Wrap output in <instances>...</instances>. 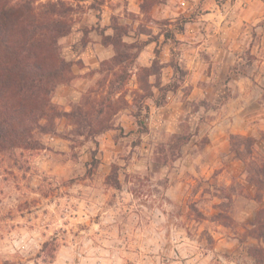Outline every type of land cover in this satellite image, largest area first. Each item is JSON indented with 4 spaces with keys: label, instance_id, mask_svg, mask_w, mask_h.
I'll return each mask as SVG.
<instances>
[{
    "label": "clouds",
    "instance_id": "1",
    "mask_svg": "<svg viewBox=\"0 0 264 264\" xmlns=\"http://www.w3.org/2000/svg\"><path fill=\"white\" fill-rule=\"evenodd\" d=\"M63 4L59 75L0 138V264H254L264 0Z\"/></svg>",
    "mask_w": 264,
    "mask_h": 264
},
{
    "label": "trees",
    "instance_id": "2",
    "mask_svg": "<svg viewBox=\"0 0 264 264\" xmlns=\"http://www.w3.org/2000/svg\"><path fill=\"white\" fill-rule=\"evenodd\" d=\"M34 4L35 0H0V138L15 133L16 125L29 115L30 93L37 82L59 75L43 53L53 48L57 36L71 31L63 20L52 19L58 12L65 16L71 11L62 0L59 8L49 2L39 14ZM256 172L260 175L264 168ZM252 182L264 187V181ZM257 237L263 238L262 233Z\"/></svg>",
    "mask_w": 264,
    "mask_h": 264
},
{
    "label": "rangeland",
    "instance_id": "3",
    "mask_svg": "<svg viewBox=\"0 0 264 264\" xmlns=\"http://www.w3.org/2000/svg\"><path fill=\"white\" fill-rule=\"evenodd\" d=\"M93 7H95V5H93ZM71 11H73V9H71ZM122 31L124 30L119 28L117 29V35L115 39L106 38L104 41L105 46L111 42L114 43L117 47V50L120 51V49L123 47L120 44V33ZM132 47L135 46L133 45ZM121 58H125L123 54ZM255 171H257V169H255ZM256 200L257 206H254L251 209L252 216L247 220L246 225L244 226L245 228H249V226L251 227L247 231L246 235L242 238L241 243L247 245L245 252L254 262V264H264V200H262L259 196L256 197ZM258 233H262L263 238L259 239L257 237Z\"/></svg>",
    "mask_w": 264,
    "mask_h": 264
}]
</instances>
